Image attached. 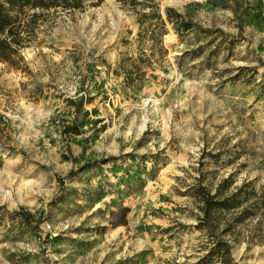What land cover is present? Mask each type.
Instances as JSON below:
<instances>
[{"label":"rangeland","instance_id":"rangeland-1","mask_svg":"<svg viewBox=\"0 0 264 264\" xmlns=\"http://www.w3.org/2000/svg\"><path fill=\"white\" fill-rule=\"evenodd\" d=\"M96 2L0 62V264H195L193 187L264 201V0H154L182 33ZM220 228L227 264H264L262 211Z\"/></svg>","mask_w":264,"mask_h":264},{"label":"trees","instance_id":"trees-1","mask_svg":"<svg viewBox=\"0 0 264 264\" xmlns=\"http://www.w3.org/2000/svg\"><path fill=\"white\" fill-rule=\"evenodd\" d=\"M101 1L97 0L93 6ZM117 1L132 10L150 8L151 12L143 15L142 23L154 18L158 25L164 27L166 20L178 33L192 28L190 22L170 8L165 9V19L162 18L154 0ZM84 2L85 0H0V62L17 70L22 69V49L34 39V32L43 11L49 12L57 8L76 10L82 8ZM229 184L228 179L222 180L213 193L203 186L193 187L191 190L199 199L197 228L208 235L211 241L206 254L195 264L229 263L230 247L222 238L225 233L220 228L222 221L228 222L234 214L241 215L242 218H246V214L253 211H262L264 214V201L258 203L255 200L256 194L249 190V183H244L232 191L229 190Z\"/></svg>","mask_w":264,"mask_h":264},{"label":"built area","instance_id":"built-area-1","mask_svg":"<svg viewBox=\"0 0 264 264\" xmlns=\"http://www.w3.org/2000/svg\"><path fill=\"white\" fill-rule=\"evenodd\" d=\"M75 92H76V90L74 89L73 92H72V94H74ZM80 95H81V94H80ZM83 95H84V94H83Z\"/></svg>","mask_w":264,"mask_h":264}]
</instances>
